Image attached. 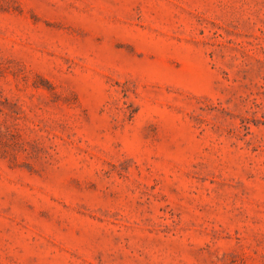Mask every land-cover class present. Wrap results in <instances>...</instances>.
Listing matches in <instances>:
<instances>
[{"label":"rangeland","instance_id":"obj_1","mask_svg":"<svg viewBox=\"0 0 264 264\" xmlns=\"http://www.w3.org/2000/svg\"><path fill=\"white\" fill-rule=\"evenodd\" d=\"M0 264H264V0H0Z\"/></svg>","mask_w":264,"mask_h":264}]
</instances>
